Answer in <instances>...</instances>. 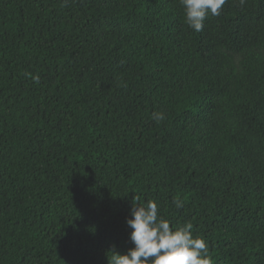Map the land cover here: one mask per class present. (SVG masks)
I'll return each mask as SVG.
<instances>
[{
	"label": "trees",
	"instance_id": "trees-1",
	"mask_svg": "<svg viewBox=\"0 0 264 264\" xmlns=\"http://www.w3.org/2000/svg\"><path fill=\"white\" fill-rule=\"evenodd\" d=\"M135 198L264 264V0H0V264H108Z\"/></svg>",
	"mask_w": 264,
	"mask_h": 264
},
{
	"label": "clouds",
	"instance_id": "clouds-1",
	"mask_svg": "<svg viewBox=\"0 0 264 264\" xmlns=\"http://www.w3.org/2000/svg\"><path fill=\"white\" fill-rule=\"evenodd\" d=\"M226 0H180L185 14V22L199 32L207 15H219ZM243 3V0H241ZM37 82L39 77H33ZM157 122L164 119L162 113H153ZM130 218L126 220L131 228L130 240L134 247L121 254L110 251L108 264H212L206 241L194 237L189 222L183 226L170 227V221L159 214V206L154 200L144 204L135 198ZM176 208L183 207V201L174 199Z\"/></svg>",
	"mask_w": 264,
	"mask_h": 264
}]
</instances>
